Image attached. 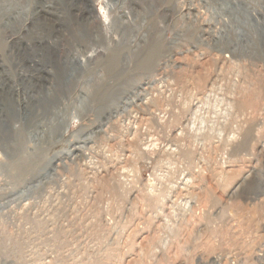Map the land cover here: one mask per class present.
I'll return each instance as SVG.
<instances>
[{
  "label": "rangeland",
  "instance_id": "obj_1",
  "mask_svg": "<svg viewBox=\"0 0 264 264\" xmlns=\"http://www.w3.org/2000/svg\"><path fill=\"white\" fill-rule=\"evenodd\" d=\"M153 1L157 11L149 0H43L55 11L34 15L40 0H31L19 35L6 27L0 8V145L20 137L13 150L0 149V264H212L215 258L264 264V62L221 51L234 46V30L232 44L218 47L207 38L211 46L199 45L195 38L211 17L200 0H193L201 12L197 25L177 14L190 0ZM243 2L240 15L235 9L246 24L238 51L255 55L259 29L248 3L262 20L264 0ZM208 4L216 7V0ZM136 14L148 44L120 76L126 25ZM179 31L184 39L171 46ZM75 55L85 60L65 63ZM171 56L175 67H158ZM101 68L110 85L148 75L158 80L129 117L121 115L97 137L88 158L68 163L34 197L13 199L33 175L18 171L9 179L4 165L33 148L30 128L51 99ZM92 95L99 100L97 89ZM102 111L72 121L67 136L93 127ZM55 143L38 154L40 165L60 150Z\"/></svg>",
  "mask_w": 264,
  "mask_h": 264
},
{
  "label": "bare ground",
  "instance_id": "obj_2",
  "mask_svg": "<svg viewBox=\"0 0 264 264\" xmlns=\"http://www.w3.org/2000/svg\"><path fill=\"white\" fill-rule=\"evenodd\" d=\"M30 1L31 0H0V8L3 6L5 13L3 16L6 18L5 25L7 28L13 30L14 35H19L22 33L21 29L24 23H26L29 18ZM149 1L151 3L149 7H155L153 6L154 1ZM200 1L201 3L203 2L207 4V6H209V9L207 10L208 12L210 11L211 17H209L208 21H206V25L201 27L202 38H195L197 41L202 39L201 43L199 42V45L206 44L211 46V43L214 41L215 45L219 47V43H222L223 41L231 43L229 40L232 39L231 33L234 30L236 32H239L238 38L232 39V41H235V47L232 46L231 48L227 47L226 50H219L223 51V53H229L230 49H232V52H239L238 47L240 43L243 42V40L244 42H246L244 38L242 40H239L241 38V35L243 36L242 32L244 31L246 26L245 23H241L238 17V14L240 15V12H242L243 10V0H216V7L210 6V4H208L209 0ZM42 2L43 0H40V2L35 7L34 11L32 12L34 15H40L44 11L52 13L53 11H55L56 8L53 2H51L48 7L43 6L44 4H42ZM145 2H148V0H145ZM139 3L140 5H142V2ZM154 9L156 11L158 10L156 7ZM235 9L238 11L237 15ZM133 10L139 12L136 8H134ZM145 10L146 9L144 8V11ZM179 10L177 7V14H183V18H187L191 22L193 21L194 25L199 24L198 20L201 12L200 9L196 6L195 1L190 0L187 10H184L182 7L179 8ZM248 10L249 18L254 17L255 24L259 29L258 32L261 33L262 30H264V15L260 13L262 16V20H258L256 14L259 10L249 3ZM244 17L246 22H249V20H251L246 16ZM122 18L129 20V13L124 12L122 14ZM136 18L137 14L132 19L133 23L131 22L130 25H126L128 34L125 36V39L123 41V50L126 51V53L119 74L120 76L127 75L128 72L132 70V65L134 64L137 50L143 47L142 44H148V33L140 35L143 25L136 26L134 24ZM234 18L237 24L236 28H234L232 25V21ZM146 19L147 18L145 17V20ZM30 25H33V23H31ZM260 26H262L263 28ZM188 27L191 28V24H189ZM27 31H29V29H26L24 32ZM259 33L258 38L259 36H261V34ZM184 35L185 32L179 31L176 34L175 39L172 41L171 46H177L184 39ZM262 35H264V33H262ZM162 36L163 30L158 34V38H161ZM207 38H211L213 41ZM162 39H160V44L162 43ZM49 45L53 46L52 42H49ZM134 46L136 47L132 50ZM253 47L256 49L255 55H249L246 52V49H239L241 55L246 58L248 56H256L257 52L259 53L257 43H255V46ZM158 48H160V45L156 46L155 50ZM195 50L197 51L199 50V48L196 47ZM151 53L152 48L147 50L148 58L150 57ZM117 59L118 55L115 54L111 59L112 63L113 61L117 62ZM70 60L81 61L85 59H83L80 55H75L72 59H66L65 63L69 62ZM175 66L176 64L173 62V56L169 57V59L163 64L161 62H159L158 64V67H160L162 70H166L169 67ZM177 67H180V65H177ZM91 72L92 73L86 76L84 80H80L79 83H77L75 89L67 90V94L65 96L59 97L57 102H55L54 99H51L52 103L47 111V114L42 118L37 119L30 128L31 130L28 134V143L32 144L33 148H29L30 150L28 151L22 150L19 155L20 157L18 158L16 163L4 165L3 171L9 179L10 177L12 179V177L15 176V172L18 171H21V174H24L25 176L33 175V178L28 181L24 188L17 191L11 196L13 199L19 197H34V195L41 193L47 185L56 180L58 178L59 170L68 167V163H74L77 160L88 158V153L90 152L89 150L96 144L97 137L103 134L105 135L106 132H108L107 129L110 128V125L113 122H116L115 120H117L121 115H123L122 117H129L132 111L135 108H138L146 100V98H148L149 89L152 88L158 80L155 78V76L148 75L143 82L139 81L136 84L126 82L124 84L110 85L105 79L104 69H95L94 71L91 70ZM231 73L234 75V72ZM96 75L98 76V78L96 77ZM96 89L97 92H99V100H96V96L92 95L93 90ZM214 89L215 88L210 89V93H214ZM115 93H120V97L115 98ZM108 98L110 99V102L107 105L99 103L104 102V100H106L107 102ZM98 103L100 105H98ZM96 109H102L103 111L100 115H98V119L93 127L85 129V131L81 135L73 134L70 137L67 136L70 123L72 121L80 120L82 118V115L85 114L87 116L89 113L96 112ZM19 141V135L16 139L10 138L8 140H3L2 145H0V149L4 150L5 152L13 150L14 147L17 146V143ZM55 142L61 144L60 150L56 151V153H54V155L49 159L45 158V162H41L40 165L38 154L47 153L50 150L49 147L51 148L55 146ZM259 187V189L264 188L262 181H260ZM3 201H5V198H3L2 200L0 199V208L4 207V203H2ZM212 264H220L219 259H213Z\"/></svg>",
  "mask_w": 264,
  "mask_h": 264
},
{
  "label": "built area",
  "instance_id": "obj_3",
  "mask_svg": "<svg viewBox=\"0 0 264 264\" xmlns=\"http://www.w3.org/2000/svg\"><path fill=\"white\" fill-rule=\"evenodd\" d=\"M257 47H258L259 53L257 52V55L256 56H259L258 58H261V61L264 62V35L259 36V38L257 40ZM229 53L232 54L233 57H238L239 56L241 58H245L243 55H241L240 52H237V51H235V52H229ZM226 58H229V57H226Z\"/></svg>",
  "mask_w": 264,
  "mask_h": 264
}]
</instances>
